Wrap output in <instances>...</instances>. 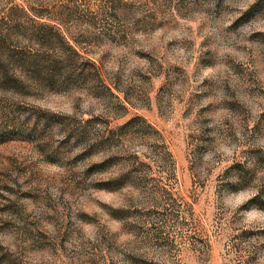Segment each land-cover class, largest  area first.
<instances>
[{
    "label": "rangeland",
    "instance_id": "1",
    "mask_svg": "<svg viewBox=\"0 0 264 264\" xmlns=\"http://www.w3.org/2000/svg\"><path fill=\"white\" fill-rule=\"evenodd\" d=\"M0 264H264V0H0Z\"/></svg>",
    "mask_w": 264,
    "mask_h": 264
}]
</instances>
